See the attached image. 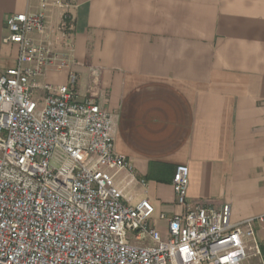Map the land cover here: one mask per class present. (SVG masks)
Returning a JSON list of instances; mask_svg holds the SVG:
<instances>
[{"label":"crops","instance_id":"0c3cea01","mask_svg":"<svg viewBox=\"0 0 264 264\" xmlns=\"http://www.w3.org/2000/svg\"><path fill=\"white\" fill-rule=\"evenodd\" d=\"M71 2L78 91L116 116L115 150L133 166L115 178L126 201L149 199L155 218L180 214L172 180L186 165L193 205L229 206L234 224L264 214V0ZM40 9L0 0V70L18 59L3 42L6 17ZM64 12L49 7L45 27L61 52ZM68 75L49 69L43 81L65 85ZM158 227L166 237L167 222ZM258 237L263 257L244 264H264V227Z\"/></svg>","mask_w":264,"mask_h":264},{"label":"built area","instance_id":"2783aa9c","mask_svg":"<svg viewBox=\"0 0 264 264\" xmlns=\"http://www.w3.org/2000/svg\"><path fill=\"white\" fill-rule=\"evenodd\" d=\"M49 7L65 10L64 50L46 35ZM71 0H41L37 12L6 17L4 44L16 66L0 70V264H244L262 258L264 214L231 222L229 206L189 200L190 170L172 180L180 214H160L149 199L129 204L115 178L133 175L115 150V114L97 95L81 97L68 42ZM69 70L65 85L46 72ZM97 77L99 71L91 69ZM43 94L36 101V91ZM42 109H40V104ZM159 221L167 222L163 236Z\"/></svg>","mask_w":264,"mask_h":264},{"label":"rangeland","instance_id":"374dc122","mask_svg":"<svg viewBox=\"0 0 264 264\" xmlns=\"http://www.w3.org/2000/svg\"><path fill=\"white\" fill-rule=\"evenodd\" d=\"M42 95L43 94L41 93V91H39V90L36 91V101L37 102H40V100L42 99V98L40 99V96L42 97ZM39 104H40V109H42L41 103H39Z\"/></svg>","mask_w":264,"mask_h":264}]
</instances>
